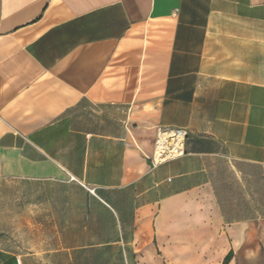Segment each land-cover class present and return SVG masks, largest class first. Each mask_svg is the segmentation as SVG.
I'll return each mask as SVG.
<instances>
[{
  "label": "crops",
  "instance_id": "crops-1",
  "mask_svg": "<svg viewBox=\"0 0 264 264\" xmlns=\"http://www.w3.org/2000/svg\"><path fill=\"white\" fill-rule=\"evenodd\" d=\"M0 264H264V0H0Z\"/></svg>",
  "mask_w": 264,
  "mask_h": 264
},
{
  "label": "built area",
  "instance_id": "built-area-1",
  "mask_svg": "<svg viewBox=\"0 0 264 264\" xmlns=\"http://www.w3.org/2000/svg\"><path fill=\"white\" fill-rule=\"evenodd\" d=\"M187 132L182 128H160L150 158L152 167L182 157L185 154Z\"/></svg>",
  "mask_w": 264,
  "mask_h": 264
}]
</instances>
